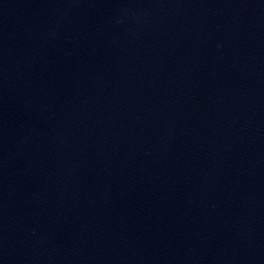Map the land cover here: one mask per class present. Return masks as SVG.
<instances>
[{"label": "water", "instance_id": "water-1", "mask_svg": "<svg viewBox=\"0 0 264 264\" xmlns=\"http://www.w3.org/2000/svg\"><path fill=\"white\" fill-rule=\"evenodd\" d=\"M0 264H264V0H0Z\"/></svg>", "mask_w": 264, "mask_h": 264}]
</instances>
